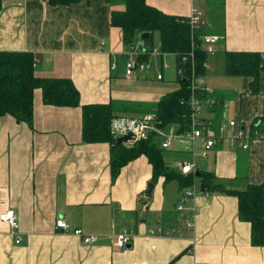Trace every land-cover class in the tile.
Masks as SVG:
<instances>
[{"label": "crops", "instance_id": "crops-1", "mask_svg": "<svg viewBox=\"0 0 264 264\" xmlns=\"http://www.w3.org/2000/svg\"><path fill=\"white\" fill-rule=\"evenodd\" d=\"M199 1L145 0L170 16L188 19L200 11L201 23L193 32L218 39L204 62L208 67L197 75L201 108L191 114L193 126L215 137V145L204 151L200 139L186 138L193 126L180 133L177 125L157 124L148 132L157 134L168 173L181 174L178 163L195 162L194 171L181 174V180L191 182L189 187L169 176L152 183L145 156L124 166L112 182L109 145L81 140V107L44 105L36 89L32 128L10 116L0 117V213L14 210L20 238L16 244V235L0 223V264H264V246L250 244V224L239 219L237 199L226 191L206 190L200 176L213 175L215 183L232 191L264 183V137L250 134L263 115L264 70L259 91L253 94L251 77L227 75L225 67L227 52L259 53L264 67V0H202V8ZM123 9L105 0L68 6L0 0V52L31 53L35 76L69 79L81 106L111 102L116 117H155L159 101L180 89L176 58L162 53L160 43L158 48L155 43L141 47L137 38L142 51L138 60L146 57L140 62L149 68L127 77L122 32L110 21L112 11ZM168 55L174 58V68L164 60ZM153 67L156 75L150 74ZM171 70L174 77L166 79ZM231 121L235 127L229 126ZM238 129L244 130L241 140ZM164 142L168 147H161ZM187 190L195 194L185 197L180 210ZM58 219L71 231L94 235L95 242L85 245L71 231L63 233L56 228ZM124 230L131 240L121 251L115 241Z\"/></svg>", "mask_w": 264, "mask_h": 264}, {"label": "trees", "instance_id": "trees-1", "mask_svg": "<svg viewBox=\"0 0 264 264\" xmlns=\"http://www.w3.org/2000/svg\"><path fill=\"white\" fill-rule=\"evenodd\" d=\"M48 4L71 5L80 0H41ZM108 4L122 5L121 11L111 12V26L120 28L125 49L137 43L138 35L150 33L145 40L147 49L154 46V35L159 37L160 51L172 54L176 58L177 71L183 72L180 77V89L163 97L156 105L154 115L158 127L169 124L177 125L178 131L184 133L193 126L189 106L191 61L196 75L204 73V62L207 53L203 49L201 38L191 32L188 19L166 15L150 7L145 0H105ZM193 53V58L190 53ZM186 62H182L183 57ZM140 61L147 58L142 57ZM227 75L251 77L250 89L253 94L259 91L261 66L259 53L240 52L225 53ZM36 89L42 93L44 105L55 107H81L82 125L81 140L83 143H106L109 145V169L111 181L114 182L120 170L140 156H145L152 167V183L160 176L175 177L180 182L182 175L168 173L162 160L160 148L156 142V133H148L145 139L134 142L131 146L117 143L110 131L111 120L116 117L113 104L80 105V95L69 79L40 78L34 74V56L29 52H0V117L10 116L17 123H25L32 128L33 95ZM200 97L199 91L195 92ZM252 137H264V105L260 123L253 126ZM202 181L206 190H222L233 195L238 203V217L250 224V244L254 247L264 246V183L251 185L244 191L225 190L217 184L213 175H204ZM183 187L191 182L181 180Z\"/></svg>", "mask_w": 264, "mask_h": 264}, {"label": "built area", "instance_id": "built-area-1", "mask_svg": "<svg viewBox=\"0 0 264 264\" xmlns=\"http://www.w3.org/2000/svg\"><path fill=\"white\" fill-rule=\"evenodd\" d=\"M201 17L202 13L198 10H194L192 15L188 19V24L190 27L191 32L201 23ZM203 44L205 45V51L207 54H213L214 52V45L217 43L218 39L216 36L213 35H205L201 38ZM158 51L155 50V54H157ZM128 55V61L126 63L125 67V75L127 77H132L140 72H145L149 68L148 63L140 62L138 60V57L142 55V51L138 44L133 45L129 48L127 51ZM190 56L193 58V53H190ZM187 57L182 58V62H186ZM166 67V65H164ZM203 66L206 68L208 65L206 63L203 64ZM191 68L192 71L190 72V90H191V96L189 98V106L191 109V114L193 115L195 112L199 111L201 108L200 102L198 101L197 97L195 96V92L200 88V80L198 79V76L195 74V71L193 70L192 61H191ZM112 69H115V65H112ZM178 75L182 77L183 72L181 69L177 71ZM161 75H158V79H161ZM159 124V122L155 119L153 115H143L139 119L129 118V117H116L112 119L111 121V133L115 138H121L125 137L127 135L134 136V141L136 139H145L147 133L149 131H152L155 129V125ZM230 127H235V122L231 121L229 123ZM243 129H238L237 138L238 140H241L243 137ZM186 138L190 140L194 139H200L204 151L210 150L216 143V138L213 136H210L209 134H203L199 129L195 128L193 126L192 130L190 132H187L184 135ZM248 139V136H247ZM131 143V141H129ZM244 148L247 147L246 144L242 145ZM162 148L168 147V143L164 142L161 144ZM180 173L183 175H187L190 172L194 171L196 169L195 162H181L177 164ZM193 190H187L184 193V197L181 198L180 204L178 206V209L183 208V202L185 197L194 195ZM0 223H3L7 225L10 229L11 234L16 235L15 243H20V238L18 236V220L16 217V214L12 208H7L4 211L0 213ZM187 227L190 226L189 223L186 224ZM56 228L61 230L63 233H68L71 231V228L69 224H67L64 220L58 219L56 221ZM161 230L158 229L156 232H160ZM74 235L78 236L82 243L85 245H90L95 242L96 237L94 235H85L80 229H73L71 231ZM155 232L151 231V234H154ZM165 235H168V232H165ZM131 240V235L127 230H124L122 233H119L116 237L115 246L120 249L121 251L126 250Z\"/></svg>", "mask_w": 264, "mask_h": 264}, {"label": "rangeland", "instance_id": "rangeland-1", "mask_svg": "<svg viewBox=\"0 0 264 264\" xmlns=\"http://www.w3.org/2000/svg\"><path fill=\"white\" fill-rule=\"evenodd\" d=\"M202 0H200L199 1V3L197 4L198 5V7H200V8H202L201 7V5H202ZM207 25H210V22L208 21V23H207ZM154 43H155V47L156 48H158L157 46H158V43H159V37H158V35L157 34H155L154 35ZM154 58H157V57H154ZM164 60L166 61V62H168L171 66H172V68H174V58H173V56H171V55H168V56H165L164 57ZM155 67V66H154ZM152 68L151 69V72H150V74H152V73H154L155 75H156V72H157V69H155V68ZM155 69V70H154ZM166 72V71H165ZM155 75H152V77H151V79L152 80H155ZM170 77H174V70L172 71H168L167 73H166V79H170ZM206 79V78H205ZM205 79L203 78V80L205 81ZM171 83V82H170ZM173 85H175L176 86V84L175 83H172ZM208 90H210V89H208ZM168 129V128H167ZM166 129V130H167ZM115 138V137H114ZM117 139V138H116Z\"/></svg>", "mask_w": 264, "mask_h": 264}, {"label": "water", "instance_id": "water-1", "mask_svg": "<svg viewBox=\"0 0 264 264\" xmlns=\"http://www.w3.org/2000/svg\"><path fill=\"white\" fill-rule=\"evenodd\" d=\"M150 33H141L138 35V44L143 47L144 46V41L149 37ZM135 138L134 136L132 135H127L125 137H121L119 139H117V143L120 144V143H124L126 141H133ZM151 187L152 185H148V190H147V193L149 194L150 193V190H151ZM201 189H203V185H201Z\"/></svg>", "mask_w": 264, "mask_h": 264}]
</instances>
